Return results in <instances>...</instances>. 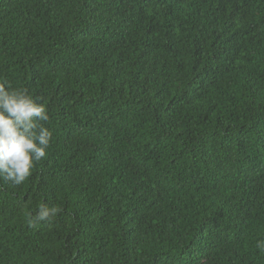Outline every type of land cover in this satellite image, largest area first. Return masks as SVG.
<instances>
[{
	"label": "trees",
	"instance_id": "obj_1",
	"mask_svg": "<svg viewBox=\"0 0 264 264\" xmlns=\"http://www.w3.org/2000/svg\"><path fill=\"white\" fill-rule=\"evenodd\" d=\"M0 83L53 134L0 264H264V0H0Z\"/></svg>",
	"mask_w": 264,
	"mask_h": 264
},
{
	"label": "clouds",
	"instance_id": "obj_2",
	"mask_svg": "<svg viewBox=\"0 0 264 264\" xmlns=\"http://www.w3.org/2000/svg\"><path fill=\"white\" fill-rule=\"evenodd\" d=\"M48 121L45 105L26 89L0 83V179L21 185L46 158L53 135L45 126ZM58 211L41 203L28 224L50 221ZM256 248L264 252V239Z\"/></svg>",
	"mask_w": 264,
	"mask_h": 264
}]
</instances>
